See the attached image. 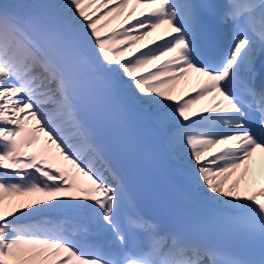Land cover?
<instances>
[{"label":"snow or ice","instance_id":"1","mask_svg":"<svg viewBox=\"0 0 264 264\" xmlns=\"http://www.w3.org/2000/svg\"><path fill=\"white\" fill-rule=\"evenodd\" d=\"M120 90L204 214L136 207L101 139ZM0 264H264V0H0Z\"/></svg>","mask_w":264,"mask_h":264},{"label":"bare ground","instance_id":"2","mask_svg":"<svg viewBox=\"0 0 264 264\" xmlns=\"http://www.w3.org/2000/svg\"><path fill=\"white\" fill-rule=\"evenodd\" d=\"M3 2L6 3H15L18 2V0H3ZM28 2V0H26ZM115 26V25H113ZM161 30H157L156 33L153 34L152 37H149L146 41L143 43H147L151 45L152 40L156 39L159 35ZM188 82L185 83L184 81H181L180 84L176 86V93L177 94H186L188 92H191L193 87L199 83L196 74H189V77L187 78ZM120 97L123 99V101L126 103L128 107V113L132 117V120L136 127H138V130H140L145 136H147L149 139H152L153 142L158 146L160 150V154L162 157V163L167 168H173L174 172L183 180V182L186 184V186L194 192L197 196L201 197L202 199L206 200L199 192H197L190 184L188 179L183 175L180 167L178 164L173 160V158L164 150L163 147V141L162 136L158 129L153 125L149 113L147 111L146 106L145 107H139L136 104L132 102L130 99L128 93L125 90H120L118 92ZM260 154H257V160H259ZM259 169V165L257 164V171ZM261 186L259 183L255 185V187ZM207 201V200H206ZM209 202V201H208ZM63 219L62 216H60L57 213H49L47 215L36 217L34 222H39L40 220H52L53 222Z\"/></svg>","mask_w":264,"mask_h":264}]
</instances>
